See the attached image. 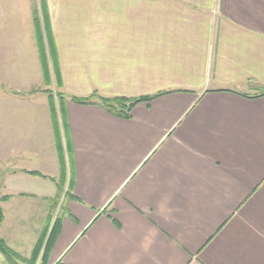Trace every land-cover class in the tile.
Wrapping results in <instances>:
<instances>
[{"label": "crops", "instance_id": "obj_1", "mask_svg": "<svg viewBox=\"0 0 264 264\" xmlns=\"http://www.w3.org/2000/svg\"><path fill=\"white\" fill-rule=\"evenodd\" d=\"M38 1L0 0V187L41 233L63 179L47 264H264V0H45L60 86ZM93 95L159 96L124 119Z\"/></svg>", "mask_w": 264, "mask_h": 264}, {"label": "trees", "instance_id": "obj_2", "mask_svg": "<svg viewBox=\"0 0 264 264\" xmlns=\"http://www.w3.org/2000/svg\"><path fill=\"white\" fill-rule=\"evenodd\" d=\"M41 11L40 13L36 10L34 12V25L36 29V34L38 38L40 59L43 69L44 81L47 86L51 84V72L54 73L55 79L57 80L60 86V69L57 57L56 46L51 32V27L49 23L48 11L45 5V0H40ZM44 31V33H43ZM44 35L46 37L47 45L44 43ZM50 64L52 71L50 70ZM50 98V101H53V92L51 90L45 91ZM61 96V94L59 95ZM159 95L147 97L143 99H126V98H105L97 95H93L89 98H78L71 97V100L75 103L82 105L97 104L105 109L107 112L118 116L120 118L129 119L131 117L132 110L134 107L141 102H150ZM264 96V92L257 95ZM52 110V120L54 127L58 129L57 118L55 116V109L53 102L51 103ZM56 141L58 146L60 145V137L56 136ZM36 174V173H33ZM63 179L58 184V194L52 201V207L49 212L48 218L46 220L45 226L40 233L38 241L29 257H23L14 250H12L6 242L0 238V253L4 255L7 264H47V256L52 248V245L59 232V219L55 221L51 228V221L54 217L55 209L62 197L63 193ZM7 197H4L2 200H5ZM5 219L4 211L0 206V227ZM43 252L42 256L41 253ZM41 256V260L39 258Z\"/></svg>", "mask_w": 264, "mask_h": 264}, {"label": "rangeland", "instance_id": "obj_3", "mask_svg": "<svg viewBox=\"0 0 264 264\" xmlns=\"http://www.w3.org/2000/svg\"><path fill=\"white\" fill-rule=\"evenodd\" d=\"M38 2L41 6L40 0ZM43 89L51 90L53 93L58 91L55 85L52 87L44 86ZM13 192L14 190L5 191L4 187H0V197L7 194L11 196L7 202L0 201V206L6 218L4 230L9 231L10 237L15 238V241H25L35 244L42 227L43 200L31 196L16 195ZM28 252V249L17 251L23 257H28ZM0 264H7L4 255L1 253Z\"/></svg>", "mask_w": 264, "mask_h": 264}]
</instances>
